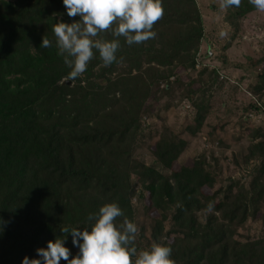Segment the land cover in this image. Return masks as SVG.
I'll return each mask as SVG.
<instances>
[{
    "label": "trees",
    "instance_id": "16d2710c",
    "mask_svg": "<svg viewBox=\"0 0 264 264\" xmlns=\"http://www.w3.org/2000/svg\"><path fill=\"white\" fill-rule=\"evenodd\" d=\"M162 6L153 38L129 46L111 30L102 32L97 38L119 40L117 61L104 66L94 52L86 71L69 80L51 29L56 19L71 23L79 17L69 18L62 0H0V221L6 222L0 225V264L38 258L35 250L56 238L67 237L65 246L75 255L71 236L60 229L89 227L88 216L106 203L115 202L123 211L116 224L124 218L136 224L133 182L148 195L145 212L162 213L151 239L159 242L169 212L175 228L170 234L192 243L180 255H171L174 264H264V172L254 178L246 198L234 199L235 182L219 199L221 191H211L215 179L204 164L196 161L190 168L174 170L186 142L173 135H163L151 151L159 169L132 158L133 140L142 118L150 113L146 105L157 83L177 67L193 69L204 38L195 0H162ZM226 10V22L235 35L241 21L255 11L249 0ZM43 36L53 42L51 47H40ZM251 66L262 69L249 91L264 97V57ZM160 69H166L167 76ZM192 84L185 98L196 108L198 131L209 107L196 101ZM160 95L169 100L171 88ZM170 107L167 101L164 111ZM259 108L254 106V112H262ZM256 138H264L261 130ZM257 149L264 153V141L250 149V156ZM208 211L202 225L197 215ZM215 214L227 226H217ZM259 217L263 230L258 239H232L235 228ZM143 231L135 237L138 250H143Z\"/></svg>",
    "mask_w": 264,
    "mask_h": 264
},
{
    "label": "rangeland",
    "instance_id": "374dc122",
    "mask_svg": "<svg viewBox=\"0 0 264 264\" xmlns=\"http://www.w3.org/2000/svg\"><path fill=\"white\" fill-rule=\"evenodd\" d=\"M195 1L204 33L194 60L195 66L189 71L182 67L172 69L167 79L157 83L153 91L155 94L146 105L147 109L150 107V113L141 120V130L134 137L131 154L132 158L145 166L159 169L151 151L163 135H173L186 142L185 151L174 164V170L190 168L199 161L214 177L215 184L211 191H221L219 199L223 198L227 187L235 182L238 185L232 190L234 199L235 196L237 200L243 199L254 178L264 172V153L257 149L250 156V149L264 141V138H256L257 131L261 130L264 134V97L259 98L249 91L258 83L257 77L262 69L251 65L264 57V12L255 10L248 14L235 35L226 22L227 10L220 8L221 0ZM203 70L208 73L201 75ZM160 71L167 76L166 69ZM195 80H202V83H193ZM191 84L197 91L196 101L202 100L209 107L198 131L194 130L196 108L185 98V91ZM170 88V99H161L162 91ZM167 101L171 107L164 111ZM254 106H261L262 112H254ZM132 185L135 195L131 199V206L136 235H141V228H144L140 244L147 249L154 242L151 239L154 222L162 221V213L154 210L145 212L149 204L148 195L136 182ZM204 192L210 193L208 190ZM209 213H199L198 222L204 225ZM261 213L264 215V210ZM165 215L166 221L162 224L163 232L158 243L174 247L171 255L178 256L184 247L192 243H184L181 235L170 234L175 228L170 222V213L165 212ZM215 216L217 226H227L219 214ZM262 230L261 217L257 220L248 218L242 227L232 231V239L239 243L252 242L261 236Z\"/></svg>",
    "mask_w": 264,
    "mask_h": 264
},
{
    "label": "clouds",
    "instance_id": "9594fccd",
    "mask_svg": "<svg viewBox=\"0 0 264 264\" xmlns=\"http://www.w3.org/2000/svg\"><path fill=\"white\" fill-rule=\"evenodd\" d=\"M240 2L221 0L220 8L239 7ZM249 3L255 10L264 12V0H249ZM62 4L69 18L79 17L71 23L56 19L51 29L57 55L69 69V80L86 71L94 52H98L104 66L117 61L119 40L97 38L100 33L111 30L114 37H124L129 46L140 44L155 36L153 24L164 13L162 0H62ZM52 44L45 36L41 38L40 47L49 48ZM117 217H123L119 205L106 203L88 216L92 222L89 227L60 229L62 234L71 236L72 247L78 249L75 255L65 246L67 237L56 238L35 250L38 258L25 256L21 264H60L62 260L65 264H174L171 248L158 242L138 250L134 246L135 223L124 218L116 224ZM5 223L0 221V225Z\"/></svg>",
    "mask_w": 264,
    "mask_h": 264
},
{
    "label": "built area",
    "instance_id": "2783aa9c",
    "mask_svg": "<svg viewBox=\"0 0 264 264\" xmlns=\"http://www.w3.org/2000/svg\"><path fill=\"white\" fill-rule=\"evenodd\" d=\"M197 67V66H196ZM260 107V106H259ZM250 117V116H249ZM251 118H253V115H251Z\"/></svg>",
    "mask_w": 264,
    "mask_h": 264
}]
</instances>
